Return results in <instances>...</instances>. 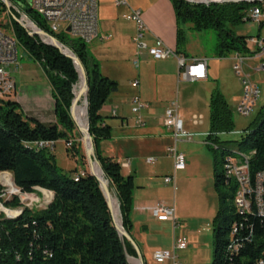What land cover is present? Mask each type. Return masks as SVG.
<instances>
[{
  "label": "trees",
  "instance_id": "1",
  "mask_svg": "<svg viewBox=\"0 0 264 264\" xmlns=\"http://www.w3.org/2000/svg\"><path fill=\"white\" fill-rule=\"evenodd\" d=\"M18 0H8L12 5ZM23 11L37 28L48 33L68 48L80 61L88 86L87 119L89 133L94 142L95 155L119 204L122 226L131 230L133 178L121 173L120 164L105 156L99 144L111 138V127L100 110L109 96L117 91V82L104 76L98 61L91 55L86 43L71 39L65 34H54L43 20L29 8L27 0H19ZM177 21L176 52L182 53L185 31L213 30L218 36V57L230 54L254 56L247 41L254 37L235 36L232 28L250 22L247 12L264 2L240 3H190L170 0ZM7 12L0 0V15ZM11 16L19 17L11 10ZM9 16L6 24L16 46L25 50L44 72L54 100V124H44L34 118H25L19 105L11 100L0 102V173L11 174L14 185L25 194L39 195L37 189L49 192L51 201L41 210L23 208L14 218L0 217V264H129L127 256L135 255L127 241H122L113 225L105 198L96 178L86 172L67 174L55 163L53 151L39 149L34 143L40 141L71 142L66 148L74 157L78 155L80 142L70 138L80 134L70 116L73 87L78 82V72L69 58L56 48L47 45L39 37L28 32ZM259 27L264 25L261 21ZM260 39V37H257ZM264 40V37L262 38ZM208 150L214 168V190L218 209L212 220L213 247L211 264H255L264 254V232L261 220L254 216L242 219V208L235 204L238 187L228 183L224 172L227 153L237 155L234 148L245 154H254L249 160V171L264 172V108L260 109L250 126L237 140H222L223 134L234 131L229 105L218 89L209 97ZM82 105L78 102V118ZM226 154L221 160L222 171L217 170L216 151ZM239 156V155H237ZM241 157V156H240ZM83 158V157H82ZM228 166V165H227ZM7 208H19L15 197L5 202ZM234 207V208H233ZM246 222L239 235L232 236L239 222ZM246 226L254 228L249 239ZM239 237V238H238ZM239 244L237 253L234 246Z\"/></svg>",
  "mask_w": 264,
  "mask_h": 264
},
{
  "label": "crops",
  "instance_id": "2",
  "mask_svg": "<svg viewBox=\"0 0 264 264\" xmlns=\"http://www.w3.org/2000/svg\"><path fill=\"white\" fill-rule=\"evenodd\" d=\"M117 2L118 0H100V33L98 32L97 38L94 39L98 40V47L93 51H89L91 55L98 61L101 73L109 79L111 78L110 74L115 72L117 68V66L112 62L113 60L109 61L110 66L103 65L104 61L109 59L107 56L109 50H116L120 52L123 54L124 58H131L132 62L138 59V67H135L137 70L141 64L144 67L148 66L149 64L152 65V96L147 94V80L143 69L142 73L137 72V74L134 75V79L130 83V88L135 90V93L131 97V101L127 106L129 107L130 113H132V100L134 97H139L140 101L144 105V108L138 113V115H140L144 122L142 112L146 111L148 116L152 117V120L155 123L152 124L147 130L141 131L140 134H143V139L136 142L131 141L130 135L132 134V131L130 129L124 128V122H120L121 126L120 124L116 126L113 125V123H115L114 118L118 117V112L121 111L122 107L124 106L120 103H116L117 98H114L119 93L120 87L117 83V91L109 96L108 100L100 110L101 116L106 118L105 124L111 127L112 132L111 138L109 140L100 142L99 150L103 155L113 158L120 164L121 173L124 176H131L133 178L134 189L132 192V206L130 216L131 230L129 234L138 249L143 263L157 264L153 260L152 254L157 250H171L174 241L178 239V228L182 227L180 222L185 224V222L192 219H196L197 221L208 220L209 222H212L218 209L217 195L216 203H214V198L211 194V201L206 202L208 205H206L205 202H201L196 209L188 208L189 196L186 195V190H184L180 196L177 195L176 174L181 173L182 175L179 176L188 178L192 171H194L193 174L200 179L203 174L206 173L207 180L211 178V191L215 193L213 160L212 158L209 160H205L203 158L202 163H207L205 166L206 169L203 167L201 169H197L196 171L195 168H198V164L195 163V160L193 161L191 158H189V166L183 171L174 173L172 159L167 154V148L172 141V135L167 132H171V130L167 129L163 124L165 109L172 101H176L178 104V115L183 122V127L184 120L187 127H189V125L201 126L203 125L204 115L202 113H195L192 110H196L201 106V104H203V102H205L206 107H208L209 97L214 89H218L225 99L229 97L224 87L221 85H215L212 87L211 84L207 90V98H203L202 100L199 97L188 98L185 102L181 101V105L179 104L178 98H168L165 99V101H168L169 103L166 107H164V111L158 115L154 114V110L162 102L161 98H157L160 85L171 83L172 86H175V84L177 86L178 83L182 82L179 77L178 63L174 58L156 61L150 58L146 52H138L133 43V37L136 34V25L130 21L131 24H129L128 29L126 28L127 30L117 27L116 17L118 14H116L115 11L120 9L123 13L127 12L126 14H128L131 10H139L142 14V19L148 28V33L144 37V42L150 46L152 45L155 38H159L168 48L176 52L177 21L174 9L170 0H124L126 5H117ZM96 17L98 26L97 14ZM247 47L249 48L251 46L247 45ZM176 54L185 57L187 61L193 59L207 60L205 56H189L184 52L179 54L176 52ZM242 56L246 59L245 64L247 62L260 61L257 58V54L254 56ZM234 57L235 54H232V57L230 58L233 62ZM218 59L219 58L214 59V61L218 62ZM36 65L40 68L38 64ZM248 68H250V66H248ZM11 69L12 72L10 74L14 78L15 90L11 95L12 97L10 100L16 102L19 105L22 115L25 118H34L44 124H54L56 122L54 117V100L52 98L50 84L48 83V80L42 69L40 68L42 75L38 74L36 70L37 68H33L29 65L21 66L18 64L17 66H12ZM208 72L209 66L207 60L206 80L209 78ZM22 76L30 78V83H23L20 80L17 87L15 77L21 79ZM206 80L200 82H205ZM135 81L138 82L137 88H133L131 86V84ZM237 103L239 102L237 101ZM194 116L201 117V122L194 125ZM157 125L162 126L164 130L158 128ZM135 126L139 128L141 127L136 125V123ZM193 135L194 137L198 136L203 138L200 144L207 148L208 142L206 139V133H197ZM194 137L191 141H193ZM208 152L210 153L209 150ZM149 159H152V161H148ZM166 160L169 161V165L167 166L164 165ZM210 167H212L213 170ZM74 170L76 171V168H74ZM167 176L174 178L173 183H164V178ZM156 204H162L165 207L172 208L174 210L175 222L173 223V221L156 220V218L146 209ZM196 246V244H193L192 248L195 249ZM131 247L134 250L135 255L127 256L128 263L138 264L137 252L132 245ZM163 264L170 263L165 262Z\"/></svg>",
  "mask_w": 264,
  "mask_h": 264
},
{
  "label": "rangeland",
  "instance_id": "3",
  "mask_svg": "<svg viewBox=\"0 0 264 264\" xmlns=\"http://www.w3.org/2000/svg\"><path fill=\"white\" fill-rule=\"evenodd\" d=\"M20 2L19 0L16 1V3ZM264 2V1H262ZM21 3V2H20ZM29 6V5H28ZM97 16H98V32L99 26L101 25V14H100V0H97ZM116 14L118 16L116 17V26L123 29H128L130 21H127L124 18V15L126 13H123L122 10L117 9ZM119 12V13H118ZM9 16L7 12L1 13L0 15V24H6L9 21ZM1 27V26H0ZM3 29L6 33L9 32L7 30ZM126 29V30H127ZM28 32V29H25ZM30 31V30H29ZM232 32L235 36H243V37H264V25L262 27H259L257 23H254L253 21L241 23L232 28ZM100 33V32H99ZM185 41L183 46L181 47L182 52H184L186 55L194 56H205L208 60V66H209V78L205 82H195V83H189V82H180L175 84V86H172L171 83H167L166 85H160L157 93V98H161L162 102L161 104L154 110V114L158 115L164 111V107L167 106L169 103L168 101H165V99L168 98H178L179 104L181 101H186L188 98H196L199 97L201 100L203 98H207V90L209 86L212 87L215 85H221L224 87L227 95L229 98H226L230 111L232 120L234 123V131L229 134H223L221 136L222 140H237L239 139V135L233 134L234 132H243L246 128L250 126L252 121L255 119L257 113L260 109L264 108V73L261 71H256V68L259 64L264 62V59L261 61H253V62H247L244 64L243 72L244 74H247L249 77V80L256 84L257 88L259 89L258 98L256 100V103L253 107L252 112L247 117H242L239 115L237 111V101L239 102L242 98V86H241V78L237 76L232 68L233 61H231L232 54L227 55L224 59L218 57V36L217 33L213 30H205L202 32H193L186 30L185 31ZM107 42V41H104ZM98 40H94L92 43H87V48L91 51H93L95 48L98 47ZM100 44V43H99ZM249 47L248 49L250 51H255L256 46L253 42H247ZM16 52H17V62L21 66L29 65L33 68H37V72L39 75H42L41 69L36 65V61L20 46H16ZM108 60L104 61L103 65L110 66L109 61L113 60L112 62L117 66L116 71L113 72L111 75V80L117 82L119 84V93L114 97L116 99V103H120L121 105H124L122 107V110L118 112V117L114 118L115 123H113L114 126L119 125L121 126L120 122H124V128L130 129L132 131V134L130 135V139L132 142H136L138 140L143 139V134H140L141 131L147 130L152 124L155 122L152 120V117L148 116V113L146 111L142 112V117L144 118L145 126L143 128H139L135 126V120L136 117L134 114L130 113L129 107L127 106L130 103L131 97L134 95L135 90H132L130 88V83L133 81V77L137 72L142 73L145 72L146 80H147V94H150L152 96L153 93V79H152V65L149 64L148 66H142V64L139 66V69L137 70L132 62V59L130 58H124L123 54L116 50H109L108 54ZM112 58V59H110ZM218 59V62L214 61V59ZM213 59V60H212ZM156 63V62H154ZM250 66V68H248ZM253 68V69H252ZM33 77V76H32ZM215 77V79H214ZM34 78V77H33ZM15 81L17 83V87L19 85V82L23 83H30V78L22 76L21 79H18L15 77ZM78 84V82H77ZM75 85L76 87L78 85ZM74 86V94L77 95L79 92V86L76 88ZM177 88V89H176ZM12 97V96H11ZM10 97V98H11ZM10 98L6 100H10ZM208 101V100H207ZM79 102L82 105L83 102V110L85 111V104L83 101V98H80ZM206 103L203 102L200 107H198L196 110H192L195 113H202L204 116L203 125L201 126H192L189 125L187 127L185 120H184V129L190 133V134H197V133H203L207 134L209 130V112L208 107L205 105ZM181 105V104H180ZM154 106V104H153ZM152 108V107H150ZM125 116V117H122ZM158 128L163 129L164 128L160 125H157ZM166 130V129H165ZM76 131L77 127H76ZM172 135V132L167 131ZM76 140L80 142V148L78 149V155L77 157H74L70 152L66 150V147L64 145L65 139H61L57 141L53 155L55 159L56 166L67 174H72L74 168H76V171L79 172H86L89 173V166L85 157V150L84 146L81 141V135L80 138H77L76 136H72L70 140ZM203 138L201 137H194L193 141L186 142V141H179L177 144V150L178 152H182L186 157V167L189 166L190 159L195 160L196 164H198V168L196 167L195 170L205 168L207 163L203 164L202 159L205 160L211 159L212 155L208 152L207 148L204 145H201L200 142ZM172 141L169 146H171ZM237 155L234 153H227L228 158H231L232 162H239L243 159V156L248 155L244 152H240L236 148H234ZM216 158H217V170L220 172L222 171V164L221 160H223L226 156V154H222L219 150L216 152ZM241 156V157H240ZM83 157V158H82ZM193 158V159H192ZM207 162V161H206ZM164 165H169V161H165ZM212 170L213 168L210 167ZM225 174L228 175V166L224 165ZM194 171L191 172L188 178H185L181 173L176 174V193L178 196L182 194L184 190H186V195L189 196L188 198V208L189 209H196L198 205L202 202H210L211 201V194L214 198V203H216V194L211 191V178L207 180V174L204 173L203 176L198 178L196 175L193 174ZM211 174V171H210ZM108 187V192L115 197V193L113 189H110L109 184L105 182ZM12 185H14L12 180ZM39 195L32 194L33 196L28 198L26 201L24 200V204H28L29 206L36 210H41L44 207H46L49 202H47V198L44 194V191L39 192ZM38 198L37 202L35 198ZM116 198V197H115ZM33 200V202H31ZM208 205V203H206ZM6 207V206H5ZM234 208V207H233ZM20 209L16 208L11 211L10 214H13L15 212L14 217H16L20 213ZM9 214V215H10ZM6 218L10 219L11 217L6 215ZM118 219L120 220V217L118 216ZM182 227L178 228V238L185 239L188 242V249L182 252L178 253V261L181 264H211L212 260V247H213V231H212V222H209L208 220H200L197 221L196 219L188 220L185 222H180ZM184 226V227H183ZM182 233V234H180ZM193 244H196V248H192Z\"/></svg>",
  "mask_w": 264,
  "mask_h": 264
},
{
  "label": "built area",
  "instance_id": "4",
  "mask_svg": "<svg viewBox=\"0 0 264 264\" xmlns=\"http://www.w3.org/2000/svg\"><path fill=\"white\" fill-rule=\"evenodd\" d=\"M117 5H126L124 0H118ZM23 5L18 2L12 5L10 3V11L7 10L8 15L11 16V10L19 15V19L26 25L30 22L35 25L26 16L23 11ZM29 8L38 15L44 22L45 26L54 34H65L71 39H78L84 43H91L98 36L97 26V0H30ZM247 16L254 23L259 24L264 21V10L259 7H254L247 12ZM17 18V17H16ZM127 21H131L136 25V34L133 37V43L138 52L144 51L147 55L156 61L166 60L169 58L176 59L179 67V77L182 82L195 83L204 81L207 78V60L193 59L187 61L185 57L177 55L176 52L168 48L159 38H155L152 45L148 46L144 42V37L148 33L142 14L139 10H131L124 16ZM36 26V25H35ZM0 27V102L11 97L15 90L14 78L11 76L12 66H17V52L16 43L9 32H5ZM34 28V27H33ZM39 29V28H38ZM34 30V29H33ZM31 31V30H30ZM247 42H253L256 46V54L258 60L264 59V40L251 39ZM246 59L236 53L232 68L237 76L241 78L242 98L237 104V111L242 117H247L253 110V107L258 98L259 89L256 84L249 80L247 74H244L243 67ZM134 66L137 68L139 61L134 60ZM256 71L264 73V62L259 64ZM133 88L138 87V82L131 84ZM144 108L139 97H134L132 100V113L136 115V125L143 127L144 122L138 113ZM201 122V117L194 116L193 124ZM163 124L172 132V144L167 148V154L171 157L173 162V171L179 172L186 168V157L182 152H178L177 144L179 141L190 142L194 137L193 134L188 133L184 127L181 118L178 115V104L172 101L164 112ZM241 136L243 132H234ZM55 141H40L34 143V146L39 149H48L54 151ZM66 148L71 146V142H64ZM254 154L243 156L239 162H229L228 165V183L235 187H240V195L242 198V219L247 220L246 216H254L261 220V229L264 232V172L260 171L252 174L249 171V160ZM148 161H152L149 159ZM81 173V172H80ZM8 180L12 182L11 174L7 172L0 173V217L9 214L13 209L5 207V202L17 198L19 200V209H32L23 201L28 198L31 199L32 194L22 193L16 186H10ZM174 178L167 176L164 178V183H173ZM44 191V190H43ZM49 193V192H48ZM36 202L38 198L36 197ZM50 200V199H49ZM47 200V202H49ZM33 202V200H31ZM158 221H173L174 210L165 207L162 204H156L152 207L146 208ZM246 222L240 221L239 228L230 237L239 235L243 230ZM249 239L253 236L254 228L246 226ZM255 231V230H254ZM239 238V237H238ZM188 248V242L184 239H176L171 250H157L152 254L153 260L157 264L169 262L170 264H181L178 261V253ZM239 244L234 246V252L237 253ZM255 264H264V254H262Z\"/></svg>",
  "mask_w": 264,
  "mask_h": 264
},
{
  "label": "water",
  "instance_id": "5",
  "mask_svg": "<svg viewBox=\"0 0 264 264\" xmlns=\"http://www.w3.org/2000/svg\"><path fill=\"white\" fill-rule=\"evenodd\" d=\"M6 9L8 11H10V2H8V0H1ZM187 2L190 3H202V4H210V3H240V2H248L251 4L257 3V2H262L264 0H220V1H191V0H185ZM27 4L30 5V0H27ZM11 18L21 27H23L24 29H27L26 25L19 19L16 18L15 16H11ZM34 27V30L29 31L28 30V35L31 37H39L41 39V41L47 45H50L54 48H56L57 50H59L65 57L69 58L70 60H72L77 72H78V81L80 80V78H82V87L80 88L78 94L75 96L73 94V100L70 106V116L75 124V126L77 127L78 133L81 135V140L85 143V157L89 166V174L94 176L99 184V188L105 198L108 210L110 212L111 218H112V222L113 225L118 233V236L120 237V239L122 241H127L129 242L136 250L137 252V256H138V264H144L140 254L138 252L137 247L135 246L132 238L130 237V234L128 232H126L122 226V221L121 219L116 220L113 216L112 213V205L109 199V192H108V187L106 185V183L104 181H102L98 176L95 175L94 173V165L98 166V168L100 169V172L103 175V172L101 170L100 164L97 161L96 155H95V148H94V142L93 139L89 133V129H88V119H87V94H88V86H87V81H86V74L85 71L80 63V61L78 60V58L72 54V52L64 47L62 44H60L56 38L52 37L51 35H49L48 33L38 29L35 25H32ZM80 98H83L84 104H85V114H86V119H85V126L80 127L77 126L76 121H75V117H74V110L78 105V102L80 100ZM106 182H108L107 180H105ZM37 191L41 192L43 191L42 189H37ZM53 197V196H52ZM117 201V199H116ZM117 210H118V216L120 217V211H119V204L117 201Z\"/></svg>",
  "mask_w": 264,
  "mask_h": 264
},
{
  "label": "bare ground",
  "instance_id": "6",
  "mask_svg": "<svg viewBox=\"0 0 264 264\" xmlns=\"http://www.w3.org/2000/svg\"><path fill=\"white\" fill-rule=\"evenodd\" d=\"M191 1H195V2H197V1H220V0H191ZM26 27H27V29L28 30H33L34 28H33V26L30 24V22H26ZM78 86H79V90H80V88L82 87V78H80V80L78 81V84H77ZM77 86V87H78ZM76 87V86H75ZM76 87V88H77ZM73 94H74V87H73ZM75 95V94H74ZM76 96V95H75ZM82 106H83V102H82ZM74 117H75V121H76V124H77V126H80V127H83V126H85V119H86V114H85V111L83 110V108H82V112H81V114H80V116H79V118H78V114H77V107L75 108V110H74ZM82 141V140H81ZM82 144H83V146L85 147V143L82 141ZM94 173H95V175L96 176H98L102 181H103V179H102V173L100 172V169L98 168V166H96V165H94ZM8 184L10 185V186H12V182L11 181H9L8 180ZM44 194H45V196H46V198H47V200H49V199H51V194L50 193H48V192H46V191H44ZM238 195H240V187H238V190H237V192H236V194H235V204H236V206L238 207V208H242V198H238ZM109 199H110V202H111V205H112V213H113V216H114V218L116 219V220H118V210H117V201H116V198L115 197H113L110 193H109ZM9 213V212H8ZM11 213V212H10ZM9 213V214H10ZM8 214V216H10L11 218H14V215H15V212H13V214H10L9 215ZM235 230L236 229H234V232H235Z\"/></svg>",
  "mask_w": 264,
  "mask_h": 264
}]
</instances>
